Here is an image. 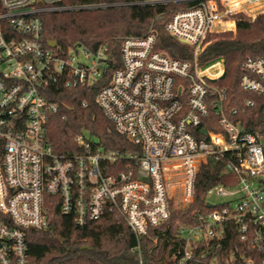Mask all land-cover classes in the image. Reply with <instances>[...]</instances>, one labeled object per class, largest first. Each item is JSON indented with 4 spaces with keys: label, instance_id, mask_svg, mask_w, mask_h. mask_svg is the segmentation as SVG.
<instances>
[{
    "label": "built area",
    "instance_id": "obj_1",
    "mask_svg": "<svg viewBox=\"0 0 264 264\" xmlns=\"http://www.w3.org/2000/svg\"><path fill=\"white\" fill-rule=\"evenodd\" d=\"M60 2L0 0V264H28L27 231L49 227L47 195L57 197L61 213L72 215L78 227L115 213L135 237L132 252L138 254L139 264H146L142 239L167 222L173 210L193 203L197 175L210 159L224 161L237 185L210 188L207 205L215 197L226 199L218 205L228 206L211 204L212 210L199 215L196 224L177 229L184 247L174 256L176 264L205 259L196 251L202 244L221 241L229 222L247 249L263 251L264 130L248 132L233 120L236 110L226 111L227 91L215 85L224 76V61L200 65L198 58L209 35L232 30L227 26L237 22L235 15L252 18L246 10L264 0L132 3H194L175 12L165 28L192 49L193 59L172 58L158 50L151 27L145 36L122 40L119 62L108 45L89 49L77 44L65 51L44 44L42 16L109 7ZM110 71L95 103L138 153L106 151L80 135L75 143L82 153L56 154L47 138L49 119L60 109L52 98L58 91L92 87ZM239 88L264 97V55L245 59ZM245 103L254 105L251 100ZM210 117L219 132L198 138ZM238 258L231 256L227 264H255L244 255Z\"/></svg>",
    "mask_w": 264,
    "mask_h": 264
},
{
    "label": "trees",
    "instance_id": "obj_2",
    "mask_svg": "<svg viewBox=\"0 0 264 264\" xmlns=\"http://www.w3.org/2000/svg\"><path fill=\"white\" fill-rule=\"evenodd\" d=\"M143 1L147 0H61V6L109 7L42 16L43 42L47 44L55 41L65 51L77 44L89 49L108 45L119 62L122 40L131 36H145L152 27L157 33L158 50L172 58L192 60V49L169 36L165 28L175 12L190 8L194 3L132 5ZM233 18L237 20L236 32L209 35L208 45L198 61L200 65L217 59L224 61V76L215 81V85L227 91L226 111L231 113L236 110L237 118L233 120H239L246 131L257 132L264 130V97L242 91L239 79L242 64L247 57L264 55V14L259 15L253 23L248 22L249 19L243 14ZM227 27L234 30L235 24ZM112 72L107 73L103 80L92 87L58 91V95L52 98L60 109L49 119L47 138L56 154L82 153L75 138L80 135L85 137V134L88 135V138L85 137L88 141H95L106 151L138 153L139 149L117 132L95 103L97 92L108 84ZM247 100L253 102V107L246 105ZM85 103L87 107L83 106ZM212 120L213 117H210L203 121L198 138H203L208 131L219 132L217 125L211 123ZM219 185L234 187L237 180L225 171L224 161L210 159L197 175L193 203L185 210H173L167 222L151 228L148 236L142 239L141 248L147 258L146 264H176L174 256L184 247V242L176 235L177 229L196 224L199 215L212 210L207 207V191ZM45 204L49 227L27 231L28 264H139L138 254L132 252L136 245L135 237L115 213H107L101 221L82 228L75 224L72 215L61 213L57 197L47 195ZM226 206L228 204L214 208ZM84 247L90 249H83ZM196 253L205 254L206 258L187 264H227V260L233 255L235 259L244 255L245 258L253 259L255 264L264 262V250L247 249V242L241 240L238 229L232 222L224 224L221 241L202 244ZM237 261L231 264H236Z\"/></svg>",
    "mask_w": 264,
    "mask_h": 264
},
{
    "label": "rangeland",
    "instance_id": "obj_3",
    "mask_svg": "<svg viewBox=\"0 0 264 264\" xmlns=\"http://www.w3.org/2000/svg\"><path fill=\"white\" fill-rule=\"evenodd\" d=\"M261 14H264V3H261V5L259 6H256V7H249V9L246 10V15L248 17H254L255 19L261 15ZM250 18L248 20V22L250 23H253L255 19H252ZM248 19V18H247ZM235 24V28L234 30L232 29L231 31H228V32H232V33H235L236 32V23ZM223 26H226V24H224ZM85 137L88 138V135L85 134ZM95 142V141H93ZM226 199H221V198H215V197H211L209 198V202L212 204V205H218V204H221L225 201Z\"/></svg>",
    "mask_w": 264,
    "mask_h": 264
},
{
    "label": "water",
    "instance_id": "obj_4",
    "mask_svg": "<svg viewBox=\"0 0 264 264\" xmlns=\"http://www.w3.org/2000/svg\"><path fill=\"white\" fill-rule=\"evenodd\" d=\"M49 45H50L51 47H56V46H57V42H55V41L50 42ZM207 207L210 208V207H212V205H211V204H208ZM87 248H88V247H84L83 249H87ZM88 249H90V248H88Z\"/></svg>",
    "mask_w": 264,
    "mask_h": 264
}]
</instances>
